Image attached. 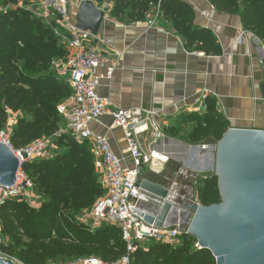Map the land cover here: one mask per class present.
Returning a JSON list of instances; mask_svg holds the SVG:
<instances>
[{"label":"trees","instance_id":"16d2710c","mask_svg":"<svg viewBox=\"0 0 264 264\" xmlns=\"http://www.w3.org/2000/svg\"><path fill=\"white\" fill-rule=\"evenodd\" d=\"M37 0H0V132L15 123L10 141L19 149L36 140L53 138V157L27 162L22 169L34 183L40 207L32 208L20 198L0 208L3 254L25 264H66L96 257L106 262L126 254L122 231L102 224L90 229L82 217L105 194L91 154V144L67 132L66 118L58 106L73 94L67 77L56 64L69 56L66 44L55 33L56 23L34 15ZM111 5L112 17L145 22L158 10L156 23L171 29L189 52L220 56L222 48L212 30L195 24L193 7L183 0H93ZM220 13L239 15L244 29L264 44V0H209ZM205 112L176 116L165 134L190 145H215L229 130L214 97H206ZM63 131L60 135H56ZM197 199L203 206L221 202L218 178H201ZM197 239L183 232L176 243L151 242L147 250L130 256V264H217Z\"/></svg>","mask_w":264,"mask_h":264},{"label":"crops","instance_id":"0c3cea01","mask_svg":"<svg viewBox=\"0 0 264 264\" xmlns=\"http://www.w3.org/2000/svg\"><path fill=\"white\" fill-rule=\"evenodd\" d=\"M71 1V12L76 15L81 0ZM183 1L193 7L195 24L213 31L222 54L207 56L189 52L184 41L171 29H163L158 23L149 27L157 10L152 11L145 22H132L115 19L111 5L96 3L106 16L90 47L107 52L110 61L117 66L112 80H103L100 95L114 107L160 111L165 129L180 113L197 110L207 93L216 99L229 129L264 131V44L244 29L239 15L220 13L209 0ZM57 68L62 67L59 64ZM105 71V67L101 68L99 74L104 75ZM111 125L112 118L106 115L91 127L109 140L116 154L129 162L123 133L110 129ZM203 145H187L167 135L166 140L158 144L159 150L169 154L170 162L178 163L170 176L172 180L176 172H185L181 167L187 168L188 155L200 168L209 165L211 151L203 150ZM151 173L146 167L142 178ZM172 184L170 181L166 187L173 190ZM143 208L154 215L157 213L146 204Z\"/></svg>","mask_w":264,"mask_h":264},{"label":"built area","instance_id":"2783aa9c","mask_svg":"<svg viewBox=\"0 0 264 264\" xmlns=\"http://www.w3.org/2000/svg\"><path fill=\"white\" fill-rule=\"evenodd\" d=\"M71 4V0H39L32 6V10L34 15L49 24L55 21V33L61 37L69 51L67 60L57 63L56 69L59 74L67 77L73 94L59 105L57 110L66 118L67 132L76 140L91 144L95 169L105 191L104 196L82 217V220L90 229L102 224L120 229L126 243V254L114 262L88 257L66 264H130L132 253L139 249L147 250L153 241L174 244L183 233V226L180 223L159 228L155 223L149 224L135 213V210L147 213L143 208L145 202L140 188L144 169L149 167L152 172L157 173L170 161L169 154L157 147L160 142L166 140L164 123L160 119V111L142 107L130 109L114 107L100 95L103 80H112L117 66L110 61L107 52L90 47V42L97 39V36L77 28L76 19L73 20L74 16L70 9ZM158 17L157 10L155 17L149 21V27L156 24ZM59 64L61 69L57 68ZM104 67L105 74L100 75L99 70ZM209 96L204 93L200 107L192 112H205L204 100ZM106 115L112 118L110 129L123 133L129 162L114 152L105 136L98 135L92 130V124L99 122ZM14 123L15 118L12 116L8 130L0 132V143L12 150L19 161V169L16 182L12 186L0 185V208L7 200L20 198L30 207L37 209L40 207V199L34 193V183L27 177L22 167L27 162L52 158V147L45 138L22 148H15L10 141V130ZM60 132L56 135L63 131ZM210 146L203 145L202 149L209 150ZM197 203L200 204L198 200ZM3 243L0 235V259L5 264H25L15 257L3 254L1 251ZM196 247L200 248L198 243Z\"/></svg>","mask_w":264,"mask_h":264},{"label":"water","instance_id":"95a60500","mask_svg":"<svg viewBox=\"0 0 264 264\" xmlns=\"http://www.w3.org/2000/svg\"><path fill=\"white\" fill-rule=\"evenodd\" d=\"M105 16L93 0H81L77 28L98 36ZM209 150V165L194 170L200 178H218L219 204L203 206L193 201L176 207V195L169 188L142 179L144 204L157 213H135L159 228L180 223L182 232L196 238L217 264H264V131L230 128ZM18 169L12 150L0 143V185L12 186ZM0 264H5L2 259Z\"/></svg>","mask_w":264,"mask_h":264},{"label":"rangeland","instance_id":"374dc122","mask_svg":"<svg viewBox=\"0 0 264 264\" xmlns=\"http://www.w3.org/2000/svg\"><path fill=\"white\" fill-rule=\"evenodd\" d=\"M73 16H74L73 20H75L77 17V14ZM47 140L49 141L52 147V151L54 152L56 150V147L53 144V138H48ZM179 141L183 142L184 144L190 145L183 140H179ZM192 146H195V145H192ZM188 152L191 153V151L189 150ZM191 159L192 158L189 155L187 156V158H185V165H187V168L185 167L186 168L185 169L183 165L181 167L183 170H185V172L184 173H181L179 171L176 172L173 180L170 176L175 172L174 170L178 166V163L175 160H172L171 162L169 161V164L167 165L165 169L158 170L157 173L152 172L147 177L141 178V180L149 179L150 181H153L154 183L160 186H164V187H166V184L168 182L172 181L173 183L172 186L174 187H173V190L172 188H170L169 191L175 193L176 195L174 197L175 199L174 204L176 205V207L182 208L184 204L186 205L188 203H192L193 201L195 202L197 200L198 183H199V180L201 179L198 176V171L194 170V167H196L197 165L193 163L192 162L193 159L192 160ZM197 163L200 164V161H198ZM190 166H193V168H191ZM174 184H177L178 187L175 188Z\"/></svg>","mask_w":264,"mask_h":264}]
</instances>
